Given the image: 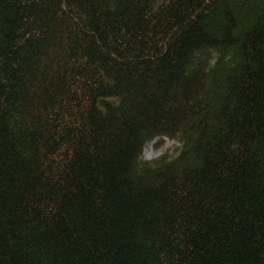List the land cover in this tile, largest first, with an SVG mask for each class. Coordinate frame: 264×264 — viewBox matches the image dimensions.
<instances>
[{
	"label": "trees",
	"instance_id": "16d2710c",
	"mask_svg": "<svg viewBox=\"0 0 264 264\" xmlns=\"http://www.w3.org/2000/svg\"><path fill=\"white\" fill-rule=\"evenodd\" d=\"M0 264H264V0H0Z\"/></svg>",
	"mask_w": 264,
	"mask_h": 264
},
{
	"label": "rangeland",
	"instance_id": "374dc122",
	"mask_svg": "<svg viewBox=\"0 0 264 264\" xmlns=\"http://www.w3.org/2000/svg\"><path fill=\"white\" fill-rule=\"evenodd\" d=\"M180 144L171 138H164L162 142H151L144 149V159L153 160L160 157L162 154L170 152L174 154Z\"/></svg>",
	"mask_w": 264,
	"mask_h": 264
}]
</instances>
